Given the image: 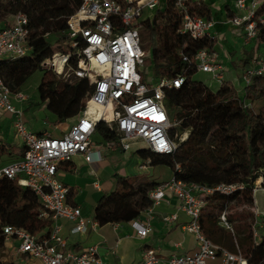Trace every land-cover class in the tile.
I'll use <instances>...</instances> for the list:
<instances>
[{
	"label": "built area",
	"instance_id": "1",
	"mask_svg": "<svg viewBox=\"0 0 264 264\" xmlns=\"http://www.w3.org/2000/svg\"><path fill=\"white\" fill-rule=\"evenodd\" d=\"M159 1L124 0L120 3L116 0H81L77 10L67 18V50L55 52L40 67L51 70L66 82L75 78L86 79L89 92L76 122L59 138L46 132L38 135L28 130L22 120V112L13 104L14 99L24 101L25 97L19 93L12 94L0 76V115H11L14 137L24 149L22 157L0 166V177L16 179L18 185L30 188L42 207L39 217L71 221L74 223L71 233L85 232L87 224L80 209L67 202L68 189L58 179V165L71 161L77 154L88 163L100 159L91 140L97 123H104L115 135L104 142L105 148L129 151L133 142L140 141L148 151L156 154H169L175 149L168 134L175 123L171 122L164 106V90L179 88L183 78L143 81L141 72L146 55L141 47L140 32L143 21L152 18ZM191 1L174 0L182 16L181 32L192 38L215 39L212 34L214 20L191 14ZM234 8L236 14L228 22L240 29L245 42L253 40L257 28L264 27V0H234ZM27 24V17L18 13L13 16L10 26L0 30V63L30 52ZM71 61L76 66L73 67ZM195 61L196 71L210 73L219 82L223 80L225 68L216 51L202 49L197 52ZM259 75H264V50L252 59L248 68L241 71L240 79L243 84H249L252 77ZM183 135L185 138L186 133ZM95 154H98L97 157ZM149 165L148 159L139 168L146 169ZM238 189L242 186L218 184L207 187L171 176L149 192L151 205L143 212L150 215L152 208L171 194L178 209L187 217L184 232L192 235L197 242L195 252L172 255L165 264H249L239 252H230L212 243L201 232L199 224L206 195L214 192L229 194ZM254 216L256 218L258 213L255 212ZM161 220L164 224H172L176 222L177 215H165ZM96 224L95 221L90 222L92 227ZM130 224L140 238L151 232L149 217L144 222L137 218ZM218 225L232 231L226 209L220 213ZM58 232L59 226L53 224L49 235L39 239L23 228L11 225L3 228L5 241L15 239L18 252L42 264H102L96 246H89L81 252L67 250L66 242ZM252 238L257 244L259 239L255 231ZM160 262L155 249L147 248L140 260L133 264Z\"/></svg>",
	"mask_w": 264,
	"mask_h": 264
},
{
	"label": "trees",
	"instance_id": "2",
	"mask_svg": "<svg viewBox=\"0 0 264 264\" xmlns=\"http://www.w3.org/2000/svg\"><path fill=\"white\" fill-rule=\"evenodd\" d=\"M80 3L81 0H0V30L10 26L14 15L24 14L28 19L27 43L31 48L20 58L2 61L0 76L12 91L25 77L40 70L42 76L36 88L38 98L54 116L55 125L82 112L89 85L84 78L66 82L51 70L41 68L40 64L55 52L67 50L66 20ZM158 7L152 18L143 21L141 47L145 55L149 52L144 64L150 69V80L183 78L179 88L164 90V106L171 122L175 123L168 131L175 149L169 154L140 150L137 154L149 159L151 166L167 167L172 177L186 183L207 187L241 185L242 189L229 194L214 192L204 197L200 229L212 243L230 252H239L249 264H264V234L254 244L248 223L252 216L249 210L254 205L255 181L260 179L261 188H264V75L254 76L249 84H243V99L238 97L230 81L221 80L219 87L211 90L191 80L197 72V52L202 49L215 51L216 40L192 38L182 33V16L174 0H160ZM189 9L191 14L212 19V9L203 1L192 0ZM225 11L226 18L230 19L233 13L229 5H225ZM252 41L255 52L264 48V27L257 28ZM250 58L243 62L242 70L249 67ZM71 64L76 66L74 61ZM141 72L142 80L147 81L148 73ZM254 103H260L257 110L252 107ZM184 133L186 137L181 139ZM95 136L102 142L115 137L104 123L96 124ZM23 153V148L16 151L14 145L0 141V157L19 159ZM68 163L61 162L58 169L61 164ZM221 175L222 182H211ZM114 177L115 188L103 194L94 208L93 220L99 226L131 223L139 218L151 205L149 192L158 185L143 178ZM232 205L244 209L235 220L228 216L229 222H234L229 231L218 225V217ZM41 211L39 199L30 188L18 185L16 179L1 176L0 251L5 242L3 228L8 225L23 228L39 239L48 236L52 222L40 218ZM0 264L3 263L0 261Z\"/></svg>",
	"mask_w": 264,
	"mask_h": 264
},
{
	"label": "crops",
	"instance_id": "3",
	"mask_svg": "<svg viewBox=\"0 0 264 264\" xmlns=\"http://www.w3.org/2000/svg\"><path fill=\"white\" fill-rule=\"evenodd\" d=\"M200 1H203L211 9L214 7L216 11V14L212 15V20L215 22L212 34L216 43L220 45L221 42L225 47V50L218 51L215 46V51L225 68L223 80L225 71L229 70L228 64H230L237 71L238 79L242 83L240 79L241 65L246 59L251 57L249 59L250 64L252 59L256 58L264 48L255 52L253 41L245 42L240 29L228 22L225 11V5H229L228 2L225 1L220 6L214 0ZM230 11L233 15L236 14V10L232 6H230ZM238 38L242 39L244 45H251V49L245 50L244 46L241 47L242 56L239 57L237 62H234L232 55L236 53ZM228 41H230V44H228ZM5 116V114H1L0 121ZM74 118L77 120V116ZM66 131H59V136L61 137ZM33 133L37 134L40 132ZM48 134L54 137L53 133ZM0 137L2 142L4 136L0 134ZM91 140L96 146L94 150L99 152V160L88 163L82 155L77 154L68 164H61L60 169H58V179L68 189L67 202L80 209L81 216L87 224L85 232L71 233V229L74 226L73 222L63 218L50 220L52 226L53 224L59 226L58 235L65 240V248L74 252H81L89 246H96L102 264H133L140 260L143 250L147 248L155 249L157 256L161 259L160 264H165L166 260L172 255H190L195 252L197 246L194 237L183 230L187 217L178 209L177 202L171 194H167L159 205L154 206L150 215L146 212H141L139 221L144 222L149 217L151 225V232L144 238L135 235L130 223H108L103 226L96 224L94 227L90 225V222L94 221L93 213L97 201L103 194H108L115 188L114 175L143 178L158 184L171 178V172L167 167L170 174L167 178L161 180L154 178L155 167L151 166V164L146 169H140L139 165L145 163L146 160L137 154L139 149L135 150L134 153L138 162L129 169L125 164L120 163L122 156L128 151H122L118 148H105L103 146L105 141L102 142L95 134ZM14 146L18 150L22 148L18 141ZM97 155L95 154V157ZM14 160H17V158H11V161ZM253 200L255 202L254 197ZM174 213L177 215L176 222L172 224H164L162 222L161 218L163 216ZM177 244L179 246H176ZM0 253V261L3 264L9 262L13 264H42L39 260L18 252V242L15 239L6 240Z\"/></svg>",
	"mask_w": 264,
	"mask_h": 264
},
{
	"label": "rangeland",
	"instance_id": "4",
	"mask_svg": "<svg viewBox=\"0 0 264 264\" xmlns=\"http://www.w3.org/2000/svg\"><path fill=\"white\" fill-rule=\"evenodd\" d=\"M217 5L222 6V4L226 1L228 4L232 7H234V0H214ZM209 2V1H208ZM210 4V2H209ZM159 9V7L157 8ZM156 9V10H157ZM155 10V11H156ZM152 12V13H155ZM216 14V11L214 10V7H212V15L214 16ZM11 18L8 19L10 21ZM11 22V21H10ZM3 24V23H2ZM230 39V38H229ZM228 44H230V41H228ZM216 49L219 50H225L224 44L220 42L216 43ZM245 48V50H250L251 45H244L241 38H238V44L236 45V53H233L232 60L234 62H237L239 60V57L242 55L241 47ZM149 56V52L146 53V57ZM229 70L227 72L225 71L224 75V81H230L232 85L235 87L237 91V95L240 99H243V84L240 83V80L238 79L237 71L228 64ZM47 69V68H44ZM149 67L146 65V63L142 66V71L145 73H148V80L151 77ZM42 76V72L40 70L28 75L23 79L21 84L18 87L12 88V94L19 93L22 96L25 97L24 101H19L12 98L13 104L15 105L16 109L20 112H22V120L25 124V126L28 128V130L32 132H48L53 133V136L55 138H59V131L61 130H68L70 126L74 123L76 118H71L66 120L63 123L60 124H54V117L53 115L46 109L45 105L42 104L38 98L37 94V86L40 82ZM191 80L195 82H200L210 88L211 90H216L219 87L220 82L215 80L210 73H203L200 71L195 72L191 76ZM13 97V95L11 96ZM260 106V103H254L252 105L254 110H257ZM6 116L4 119L0 121V134L4 136V139L2 142L9 144V145H16L17 139L14 137L13 130H12V118L11 115L4 113ZM181 139L184 138V135H181ZM135 143L132 145L130 151L126 152L125 155L121 158V164H125L129 169H131L137 162V158L135 157V150L139 149L140 151L147 152L148 149L146 145H144L140 141H135ZM132 143V144H133ZM15 150L17 151L18 148L15 147ZM11 161V158L7 156L0 157V166L7 164ZM169 170L164 166H155L154 170V178H157V180H161L164 178H167L169 176ZM223 176H218L212 179L211 182L213 183H219L222 182ZM256 189L254 190L253 197L255 199L253 207L249 210L252 214V216L248 219V223L251 225V233L253 231L256 232L257 238L259 239L261 234H264V188H261V183L258 184L257 180L255 181ZM244 208L236 205H232L227 209L228 216L231 215L233 219L235 220L238 213L242 211ZM258 213V216L255 218L254 214ZM256 219V220H255ZM231 226H233L234 222H230ZM234 229V228H233ZM235 232V229H234ZM195 241V240H194ZM195 244L197 246V242L195 241ZM208 263H210L208 261Z\"/></svg>",
	"mask_w": 264,
	"mask_h": 264
},
{
	"label": "bare ground",
	"instance_id": "5",
	"mask_svg": "<svg viewBox=\"0 0 264 264\" xmlns=\"http://www.w3.org/2000/svg\"><path fill=\"white\" fill-rule=\"evenodd\" d=\"M257 183L260 184L261 183V180L260 179H257Z\"/></svg>",
	"mask_w": 264,
	"mask_h": 264
}]
</instances>
